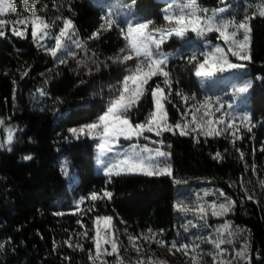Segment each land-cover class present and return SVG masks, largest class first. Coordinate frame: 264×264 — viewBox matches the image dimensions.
Returning a JSON list of instances; mask_svg holds the SVG:
<instances>
[{
	"label": "trees",
	"instance_id": "trees-1",
	"mask_svg": "<svg viewBox=\"0 0 264 264\" xmlns=\"http://www.w3.org/2000/svg\"><path fill=\"white\" fill-rule=\"evenodd\" d=\"M199 2L218 7L221 0ZM32 3L29 0L28 6ZM14 4L21 11L25 9L22 0H14ZM44 4L47 10L38 14L55 21L56 29L61 24L57 16L71 18L88 52L76 50L75 58L69 57L67 63L58 64L48 52L37 47L31 27L25 38L13 35L8 27L6 35L0 36V100L13 98L15 101L10 116L0 112V119L18 129L12 150L0 149V245H3L0 264H90L97 216H112L121 232L138 235L153 229L163 230L172 237L180 188L206 184H212L236 202L227 219L247 235L251 264H264V207L248 199L252 166H264V151H261L264 148V19L257 16L250 21L252 59L246 61V73L251 80L248 109L255 125L252 133L247 132L235 146L226 136H201L197 143L192 135L180 136L178 131L175 135L171 132H164L162 137L152 135L156 141L162 139V148L171 153L169 163L173 175L113 176L109 183L108 177L96 171L97 140L88 136L76 139L69 129L97 121L108 101L117 94L126 69L134 66L135 61L120 64L109 59L125 46L117 28L102 33L99 39L89 37L98 29L100 17L114 9L124 11L135 22L152 20V27L165 26L163 16L167 3L162 0H41L35 7L39 10ZM235 6L236 11L242 12L236 13L237 21L253 12L246 5L236 3ZM118 20L121 26H126L125 18ZM216 36L210 34L207 38L216 40ZM187 38L195 35L190 33ZM181 48L183 40L173 37L160 50L169 52ZM191 53L184 50L170 58L167 65L174 81L172 103H166L170 123L179 121L184 110L178 92L195 96L196 101L205 97L193 65L188 63ZM197 56L203 60L200 53ZM80 60L85 63L79 64ZM24 72L27 75H22ZM161 82L162 78L156 77L148 87ZM152 107L151 96L146 94L139 109L130 114L133 122H142ZM5 138L0 128V141ZM217 152L223 159H213ZM25 155L33 159L26 161ZM63 160H67L76 175L77 182L72 186L61 170ZM103 190L111 191L112 199L97 200L93 210L87 211L93 205L87 199L90 194H102ZM81 198L85 199L86 210L77 212L76 202ZM59 212L64 215H56ZM85 230L88 237L82 245ZM68 241L73 247L68 246ZM77 244L84 250L75 248Z\"/></svg>",
	"mask_w": 264,
	"mask_h": 264
},
{
	"label": "snow or ice",
	"instance_id": "snow-or-ice-1",
	"mask_svg": "<svg viewBox=\"0 0 264 264\" xmlns=\"http://www.w3.org/2000/svg\"><path fill=\"white\" fill-rule=\"evenodd\" d=\"M25 5V11H30L31 16L23 19H8L5 18L8 13H16L13 0H0V36L6 35V27L11 25L13 35L25 38V33L28 27H31V36L37 42V47L45 48L49 55L57 60L58 64L67 63L66 57L75 58L77 51L83 50L85 54L88 52L86 42L78 39L76 26L71 18L57 16L56 20L61 21V26L58 29V34L53 33L56 27L55 21H49L46 17L38 14V11H46L47 5H42L41 9L37 10L35 5L41 3V0H33L30 8H28L29 0H22ZM58 10V9H57ZM72 11L71 7L68 9ZM226 11L225 8L213 10L209 13V9L202 8L198 0H178L177 3L169 4L164 9L163 19L166 22L165 26L152 27L154 21L146 20L137 23H127L126 26H121L118 12L108 11L100 17L101 23L98 29L91 34L90 40L99 39L102 33L112 31L117 28L122 39L125 41V46L120 49L118 55L109 57L113 63L127 64L129 61H135L134 66L126 69L127 74L123 77L120 85L117 88V94L109 101L106 110L100 115L96 122L84 125L80 128H71L69 132L76 139L81 136H88L98 141L99 158L98 164L103 170V174L108 177V182H111L113 176L122 175H143L147 177H171L173 169L169 163L171 153L163 151V140L152 141L153 144L159 143L161 147L150 148L146 144L141 145L138 142L131 143L127 148H119L118 145L121 139L126 141H139L141 137L148 139L145 133H155L157 137H162L164 132H171L173 135L179 130L180 136L194 135L197 143L200 142V137H217L229 134L232 137V144L235 146L236 140L243 139L240 132V126L236 121L239 119L241 124L246 128L247 132L251 133L255 125L252 123L250 114L240 113L229 115V112L223 111L225 105L221 103L219 98L213 103L212 98L206 96L203 101H196L195 96H188L182 92H178L181 100L188 104L189 100L194 101L191 107L186 108V111L181 113V119L175 123L169 122L166 103H172L170 97L172 95L173 78L167 65L171 58L170 54H164L160 51L163 44L169 39L175 37L184 39L189 32L194 33L199 39L205 38L208 34L216 33L218 39H221L227 46L225 49L219 45L214 46L209 51L201 52L203 60H198L197 52L192 51L188 56V63L193 65L194 75L201 81L212 79L219 74L230 72L233 70L240 71L245 69L243 63H234L229 59V54L239 61H251V23L252 19H264V0H260L255 10L250 15H245L243 20L237 22L235 18H223L220 13ZM22 25L23 28L18 26ZM51 34L54 43L52 46H47L42 43L49 38ZM63 54V55H60ZM95 53H93V56ZM79 64H84L85 61H78ZM99 69L97 68V71ZM22 75H27L24 72ZM156 77H161L162 82L156 83L149 88V82ZM163 85V86H162ZM251 88V82L234 90L237 94H246ZM165 89L168 91L166 92ZM41 94H45L40 90ZM146 94H150L153 107L149 110L142 122H133L130 115L134 110H138L140 101ZM228 109H232L233 105L228 104ZM217 113H220L217 116ZM190 117V118H189ZM223 126V127H221ZM0 128H2L7 136L0 141V149L11 151V145L15 141V127L5 125V121L0 119ZM170 148L171 145H168ZM264 151V148L261 149ZM243 152L240 153L243 159ZM24 160H32L31 155H25ZM213 159H223L221 153L217 152ZM63 174L68 176L67 162L62 163L61 168ZM179 183V181H177ZM261 187H264V180L261 182ZM207 195V193H205ZM224 197L222 203L203 204L198 203L196 213L199 219L205 221L209 213L214 217H223L232 212L235 207V201L220 193ZM113 193L108 190H103L102 194L93 192L87 198L93 202L92 207L87 211H92L97 200H111ZM248 199H252L251 196ZM85 202L84 198L76 204L78 210ZM176 209L179 212L187 213L191 209L183 202H178ZM56 215H64L63 212ZM191 223V222H189ZM83 227V225H81ZM197 227V225H193ZM93 243L95 251L89 253V260L92 264H109L106 257H115V264H124L120 254L121 242L116 238V229L113 224L112 216H97L94 220ZM241 233L233 231L231 222L223 223L215 231V238L207 237L205 242L212 244L216 250L212 257L215 264H239L243 260L245 264H251L248 243L235 251L234 259H225L229 255L228 250L222 246L233 244L234 239H225V236L236 237ZM82 235L87 236V230ZM158 233H153L151 229L146 234L139 236L129 235L128 242L132 249L139 255L142 251L141 240L149 243H155L159 247H167L169 253L177 252L188 257L191 264H204L203 255L198 251L199 244L188 243L177 244L172 241L169 245L163 239H158ZM68 246L71 248L73 244L68 241ZM3 247V245H0ZM75 248L83 251V246L75 245ZM66 259H70L67 258ZM136 264H167L166 261H158L149 257L147 260L139 259Z\"/></svg>",
	"mask_w": 264,
	"mask_h": 264
},
{
	"label": "rangeland",
	"instance_id": "rangeland-1",
	"mask_svg": "<svg viewBox=\"0 0 264 264\" xmlns=\"http://www.w3.org/2000/svg\"><path fill=\"white\" fill-rule=\"evenodd\" d=\"M164 1V0H162ZM167 3V6L169 4H174L177 3L178 0H165ZM260 0H221L220 4L218 7H211V6H205L202 5L199 0L198 3L202 8H207L209 9V13L213 10H218L221 8H225L226 11L223 13H220V16L223 18H235L236 20V13L238 15H241V11H236V3H240L243 5H246L248 8L250 7L252 11L255 10L256 6L259 4ZM14 4V0H13ZM14 7L16 8V13H8L5 18L8 19H23L25 17H30L31 12L30 11H21L16 7L14 4ZM31 6H28L30 8ZM110 11V10H108ZM107 11V12H108ZM114 12H118L119 16L118 19L125 18L127 23H137L135 22L133 17H128L127 13H124V11H118L117 9L112 10ZM244 16H241L239 18V21L243 20ZM237 21V20H236ZM237 21V22H239ZM61 26V24H60ZM59 26V27H60ZM9 29L11 28V25L7 26ZM6 27V28H7ZM20 28H23L22 25L18 26ZM54 28L52 31L53 33L58 34V29ZM30 26L28 27V29ZM11 31V30H10ZM28 31V30H27ZM191 32L187 34V36L182 39L183 40V48L178 49L177 51H169V52H163L164 54H170L171 58L175 57L177 55H180L184 50H191V51H196L198 53L204 52V51H209L211 50L214 46L219 45L221 47H224L225 49L227 46L223 43L221 39H218V36H216V40H210L207 38L208 34L205 38L199 39L195 36V38H187L190 35ZM27 32L25 33V35ZM194 34V33H193ZM211 34H216V33H211ZM195 35V34H194ZM217 35V34H216ZM19 37V36H18ZM173 38V37H172ZM80 40V38L78 37ZM170 40V39H169ZM44 45L47 46H52L54 43V40L51 37V34L49 38L45 39L42 41ZM198 43L200 44V47L198 46ZM45 52V48H42ZM73 51H76V49L73 47ZM63 55V54H60ZM70 56L66 57L68 59ZM229 59L234 62V63H243L246 65V61H239L235 57H232L231 54H229ZM56 60V59H55ZM57 62V60H56ZM247 66L245 69L240 70V71H230V72H225L222 74H219L217 77L208 79L205 81H201L199 78L198 82L200 86L202 87L203 91L205 92V97H211L213 103H215L216 99L219 98L221 103L225 105L223 111L229 112V115L233 114H240V113H247L250 114L249 109H248V103H249V95H250V90L249 89L248 93L246 94H237L234 92V90L245 83L251 82V80L248 78L247 75ZM204 97V99H205ZM203 99V100H204ZM202 100V101H203ZM109 103V101H108ZM194 103V101L189 100L188 104L185 105L183 102V111H186V108L191 107V105ZM232 104L233 108L228 109L227 105ZM15 108V101L13 98H8L4 100H0V112L3 113L6 117H9L12 111ZM181 112V113H182ZM220 113H217V116H219ZM251 115V114H250ZM190 118V117H189ZM237 125L240 126V132L238 135H242L243 138L247 133L246 128L241 124V121L237 119L236 121ZM6 126L11 127L10 125L6 124ZM223 127V126H221ZM80 128V127H79ZM2 129V128H1ZM254 129V128H253ZM179 132V130H177ZM5 132V131H4ZM252 133V132H251ZM152 135H155V133H145V136L148 137V139H144L141 137L139 141H126L121 139L118 147L119 148H127L131 143L133 142H138L141 145H147L150 148H157L161 147L159 143L153 144L152 141H156ZM195 134L192 136L194 137ZM5 136H7V133L5 132ZM156 136V135H155ZM228 137L230 140H232V137L229 134L222 135ZM91 138V137H90ZM238 141H241L240 139L236 140V143ZM163 151H165L162 148ZM99 149H98V141H97V146L95 150V157H96V171L99 174H103V170L98 164V158H99ZM67 160H63V162ZM62 162V163H63ZM68 166V173L69 175L66 176L68 179L69 185L72 186L77 182V178L74 172L71 171L70 166L67 162ZM264 180V166L262 168H257L256 165L252 166V175L250 176L248 180V192L249 196L252 197L255 201L259 202L263 207H264V187H261V181ZM180 192L177 195L176 198V205L178 202H183L189 206L191 209L187 213H182L178 211V217H177V222L175 225L174 229V234L172 237L168 236V233L163 231V230H152L153 233H158V239H163L166 242L170 243L172 241H176L177 244H182V243H188L189 245H192L193 243L199 244V249L198 251L202 253L203 255V261L204 264H215V262L212 260V257L208 255L209 252H212L213 254L216 253L215 248L213 247L212 244H209L205 242V238L207 237H213L215 238V231L217 228H219L223 223L225 222H231L227 219L228 215L231 213H228L226 216L223 217H214L210 213L206 218V225L205 221H202L199 219L198 213H196V208L198 203H203L205 205L211 204L213 202L219 204L224 202V197L220 195V193H223L219 189H217L215 186L212 184H206L200 187H183L180 188ZM207 193V195H205ZM226 196V195H225ZM85 200V199H84ZM80 201V199L76 202V204ZM85 203V202H84ZM84 203L80 205V208L83 210H86ZM77 212H84L81 210L76 209ZM191 222V223H189ZM114 224V222H113ZM232 224V223H231ZM193 225H197V227H193ZM115 226V224H114ZM233 231L241 233L240 235L236 237H228L225 236V239H234L233 244H226L222 246L223 248L228 250L229 255L225 257V259H234L235 258V251L241 249L245 243H248L247 235L242 233L241 229L235 225H233ZM116 238L121 242V248H120V254L121 257L123 258L124 264H136V261L139 259H145L147 260L149 257H151L154 260L158 261H166L167 264H191L189 261L188 257L184 256L183 254L177 252L174 255L169 253L167 247H159L155 243H149L141 240L139 243L142 245V251L138 255L131 247V245L128 242V236L129 235H134V236H139L140 234H146L148 230L142 231L138 235L129 233L127 231H119L116 226ZM95 235V231H94ZM83 244L84 245L87 242V236L83 235ZM94 237V236H93ZM91 242L93 243V238L91 239ZM95 251V246L93 243V248L90 250L89 253L94 254ZM109 257L112 258V261L109 259ZM106 257L107 261L109 264H115V257L109 256ZM244 261L241 260L239 263H243ZM90 264L92 262L90 261Z\"/></svg>",
	"mask_w": 264,
	"mask_h": 264
},
{
	"label": "crops",
	"instance_id": "crops-1",
	"mask_svg": "<svg viewBox=\"0 0 264 264\" xmlns=\"http://www.w3.org/2000/svg\"><path fill=\"white\" fill-rule=\"evenodd\" d=\"M165 1V0H164Z\"/></svg>",
	"mask_w": 264,
	"mask_h": 264
}]
</instances>
